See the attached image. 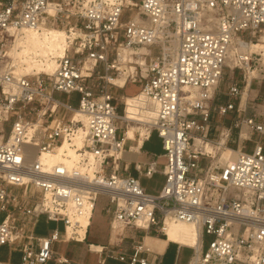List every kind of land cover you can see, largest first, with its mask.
<instances>
[{"label":"built area","instance_id":"obj_1","mask_svg":"<svg viewBox=\"0 0 264 264\" xmlns=\"http://www.w3.org/2000/svg\"><path fill=\"white\" fill-rule=\"evenodd\" d=\"M43 29L62 30L65 50L49 56L54 73L30 74L20 56ZM226 70L241 76L231 98L264 82V0H0V246L20 264H47L53 243L86 239L104 194L115 241L95 247L101 264H160L168 243L173 264L182 247L187 264H264V115L211 123L235 109L213 104ZM128 84L139 86L128 101L114 95ZM55 92L78 93V107ZM233 128L240 141L260 140L229 161ZM153 132L164 164L156 156L135 170L163 174L157 196L123 164L127 142ZM41 216L62 233L36 235ZM180 223L193 227V246L168 240Z\"/></svg>","mask_w":264,"mask_h":264},{"label":"crops","instance_id":"obj_2","mask_svg":"<svg viewBox=\"0 0 264 264\" xmlns=\"http://www.w3.org/2000/svg\"><path fill=\"white\" fill-rule=\"evenodd\" d=\"M237 74V75H236ZM255 74V73H254ZM225 75L228 76V82L221 80L219 84V91L216 93L214 97L217 96L219 92L224 93L225 96V101L223 104L226 102H232L235 104V109L229 111L225 117H218L216 121H214L213 124H220V126H232L233 123L243 117H252L256 116L257 119H260L264 115V93L262 92L264 82L262 83H253L252 89L249 91L250 93V99L253 101L254 99H260L262 101V104L256 105L255 103H249L247 102V95H248V87L244 90L242 98H231L227 95V90L228 86L234 82H241V76L239 72H235L232 70H226ZM224 75V77H225ZM255 86V89L253 87ZM126 98H130L129 96H126ZM213 101V104H215ZM217 115V114H216ZM210 129H213L212 135H215L217 132V129L214 126H211ZM235 133V136H234ZM250 138L246 141H240L239 140V131L237 128H233L232 133L230 138L227 141V146L230 150H233L234 152L237 149L242 148L243 151L245 152H251L253 150L254 144L257 140H260V137L257 134L254 133H249ZM233 137V145L230 146V142ZM149 140V139H148ZM145 140L141 144L136 145L135 142L128 141L126 145V151L123 154V164H125L128 168L126 174H129L135 178H138L140 175L138 172L135 170V164L140 163V164H145L149 160L156 158V156H159L157 158L158 164L162 165L164 162H160V159L162 158L163 150L161 154H156V153H147L144 150L145 143L148 141ZM162 148V146H161ZM126 154H132L134 155L137 159L142 157L143 160H130V159H125ZM201 164L203 165V160L201 161ZM132 172H135L138 174V176H135ZM140 182V180H139ZM164 184V183H163ZM163 187V186H162ZM144 188V187H143ZM146 191V189L144 188ZM162 188L160 189L159 193L160 194ZM146 193L150 195L149 192L146 191ZM156 194L154 196H157ZM107 207V206H106ZM106 209V208H105ZM104 209V223L103 226H100V233L97 235L95 238H90V226H91V221L90 225L88 228V232L86 235V239L84 241H59L55 242L52 245L53 249V259L47 262V264H101V255L96 252L95 247L96 246H106L109 243H113L115 241V234L111 232L110 230V221L105 213ZM43 217L44 221L41 223L40 218ZM38 219L37 226L35 229V233L38 236H45L47 235L51 230L57 228L60 233L63 231V225L60 227L59 224L53 223V222H47L46 218L44 216H41ZM53 224V225H52ZM174 244V243H168L166 246V250L169 247V245ZM175 245V244H174ZM188 248V247H187ZM166 252V251H165ZM165 256V253L162 257L161 263L163 261V258ZM61 259L62 261H57L56 259ZM21 261V253L13 250L7 245L0 246V262H3L5 264H20ZM104 264H122L118 261H115L113 259H108L105 261Z\"/></svg>","mask_w":264,"mask_h":264},{"label":"rangeland","instance_id":"obj_3","mask_svg":"<svg viewBox=\"0 0 264 264\" xmlns=\"http://www.w3.org/2000/svg\"><path fill=\"white\" fill-rule=\"evenodd\" d=\"M235 72H238L237 70H235ZM237 75V74H236ZM223 81L228 82V76L225 75ZM250 89H252V86L250 87ZM253 89H255V86L253 87ZM139 90V86L137 84H128L126 86V88L124 90H120V91H116L114 90L113 93L114 95L123 93L125 95H133L136 92H138ZM262 92L264 93V86L262 89ZM250 91L248 89V96H247V102L249 103H255L256 105H260L262 104V101L260 99H254L253 101H251L250 99ZM54 98L63 102V103H67L69 105H71L74 108H77L79 105V100H80V95L76 92L71 93V94H65V93H61V92H55L54 93ZM129 98H126V100ZM225 96L224 93L219 92L215 98L214 103L215 104H223L225 101ZM117 112L118 114H122V104H118L117 107ZM218 115H216L215 112H212L211 114V123L213 124L214 121H216L218 119L217 117ZM214 125V124H213ZM133 127V126H132ZM213 133V129H210L209 134L212 135ZM235 136V133H234ZM233 137L232 140L230 142V146H232L233 144ZM144 150L147 153H156V154H161L162 153V148H161V141L160 139L157 137L156 133L153 132L151 137L149 138V140L145 143L144 146ZM232 156V155H231ZM125 159H130V160H139L142 161L143 158H136L134 155L132 154H126L125 155ZM160 162H164V159H160ZM135 176H138L137 173L132 172ZM140 180V184L142 187H144L146 189L147 192L151 193V194H158L160 189L163 186L164 183V176L161 172L155 173L153 176L151 177H146L141 175L139 177ZM108 205V197L104 194H101L98 196V200L96 203V207L93 213V217L91 219V226H90V238H95L97 235H99L100 233V226H103L104 223V209L106 208V206ZM3 218V214L0 216V220ZM41 223L44 221V218L41 217L40 218ZM53 225V224H52ZM60 227L62 226L61 224H59ZM212 237L209 235H205L204 236V246L207 247L209 242L211 241ZM177 252V247L174 244L169 245V247L167 248L166 252H165V256L163 258L162 264H173L174 263V259H175V255ZM192 251L187 248V247H182L179 251V258H178V264H187L190 256H191Z\"/></svg>","mask_w":264,"mask_h":264},{"label":"bare ground","instance_id":"obj_4","mask_svg":"<svg viewBox=\"0 0 264 264\" xmlns=\"http://www.w3.org/2000/svg\"><path fill=\"white\" fill-rule=\"evenodd\" d=\"M66 34L62 30L43 29L38 32L32 31L24 43V51L20 56L26 63L25 71L30 74L42 72L52 74L56 69V62L50 59V54L54 57L61 56L65 50ZM262 47V46H261ZM260 48V46H257ZM122 84V80L120 82ZM248 96V95H247ZM129 99H127L128 101ZM134 127H130L127 132L129 138H134ZM142 140H139V144ZM236 152L229 150L224 153V158L229 161L234 159ZM232 155V156H231ZM168 240L182 245L193 246L196 243L194 229L188 224H175L167 230ZM152 245L161 246L162 241H151ZM156 246V247H158Z\"/></svg>","mask_w":264,"mask_h":264}]
</instances>
